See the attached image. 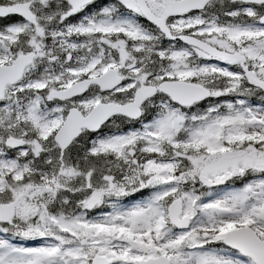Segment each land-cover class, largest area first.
Segmentation results:
<instances>
[{"label": "snow or ice", "instance_id": "1", "mask_svg": "<svg viewBox=\"0 0 264 264\" xmlns=\"http://www.w3.org/2000/svg\"><path fill=\"white\" fill-rule=\"evenodd\" d=\"M0 264H264V0H0Z\"/></svg>", "mask_w": 264, "mask_h": 264}]
</instances>
